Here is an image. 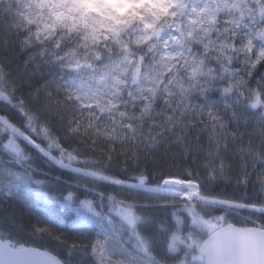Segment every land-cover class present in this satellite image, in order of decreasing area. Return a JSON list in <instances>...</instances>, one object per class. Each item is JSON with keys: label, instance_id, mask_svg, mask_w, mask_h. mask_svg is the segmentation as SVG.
<instances>
[{"label": "snow or ice", "instance_id": "6c2138e0", "mask_svg": "<svg viewBox=\"0 0 264 264\" xmlns=\"http://www.w3.org/2000/svg\"><path fill=\"white\" fill-rule=\"evenodd\" d=\"M251 2L221 17L230 0H205L185 21L189 0H38L21 43L67 75L25 92L0 64V203L34 193L79 216L69 232L30 226L64 259L0 239V264H264V0ZM57 165L62 189L46 179Z\"/></svg>", "mask_w": 264, "mask_h": 264}, {"label": "trees", "instance_id": "16d2710c", "mask_svg": "<svg viewBox=\"0 0 264 264\" xmlns=\"http://www.w3.org/2000/svg\"><path fill=\"white\" fill-rule=\"evenodd\" d=\"M85 3L97 4L103 3L108 5H117L122 8L123 11H128L133 3L136 4H151L155 0H83ZM232 0H230L229 6H223V11L219 13L221 17H227L232 15H239L238 8L231 6ZM38 0H0V64L6 66L7 71L10 73V78L15 80L18 85H23V91L27 92L30 89L28 84L33 85L43 84L45 80H58L61 75L66 77L67 70L61 71L54 65L41 64L37 69L36 62L28 61L29 52L33 49H24L21 41L27 34L28 29L35 30L34 24H29L30 20H34L41 9L37 7ZM197 8L204 7L205 0H189V7L185 13V21L190 18H195L196 13L192 11V5ZM215 6V2L213 4ZM240 7H253L251 0H248L247 5H240ZM46 13L48 9H43ZM259 19L258 13H253ZM250 22V21H249ZM248 28H243L244 32H247ZM215 38L218 33H212ZM28 61L27 64L25 62ZM264 71V70H262ZM128 99L127 96L124 97ZM159 104L158 107H162ZM130 111L139 112V102L135 108L130 106ZM48 119L55 122V115L48 116ZM159 119V117H157ZM151 122H149V126ZM23 130V129H21ZM242 132L243 128L240 129ZM251 129H249L250 131ZM247 139V137H245ZM202 142L207 146L206 138H202ZM258 143V141H257ZM8 160L10 166H15L14 170L17 172H23V167L16 161L10 160L8 157H4ZM238 163V161H237ZM251 171V169H250ZM65 172V173H62ZM68 172L66 169H60L56 166L46 178L55 181L57 183H68ZM42 178V177H40ZM256 186L255 175L250 177L249 189L254 190ZM235 181H220L215 190L222 193H232L235 189ZM26 191V190H25ZM75 191V189H73ZM86 190L81 188L77 193L80 198H86L83 194ZM88 199H93V196H88ZM144 203L145 201H140ZM87 211V209H85ZM158 216H162L165 219L167 226L176 224V218L171 217L169 219L167 210L160 208L156 210ZM39 218L41 220L50 219L53 222L54 227H58L61 231L69 232L73 230V220L78 219L76 210L68 207H63L61 203H52L46 201L44 198H35V194H27L25 196L17 197L13 200H9L5 203H0V237L10 242L13 246H37L58 255L61 259H64V255L61 250H54L53 246L47 241L36 240L30 234V226L35 220ZM183 222L184 216L180 217ZM229 222L237 221L230 219ZM240 225V224H239ZM206 236H204L205 238ZM129 245L134 246V241L129 240ZM158 248L162 245V241L158 239ZM175 255V253H170Z\"/></svg>", "mask_w": 264, "mask_h": 264}, {"label": "rangeland", "instance_id": "374dc122", "mask_svg": "<svg viewBox=\"0 0 264 264\" xmlns=\"http://www.w3.org/2000/svg\"><path fill=\"white\" fill-rule=\"evenodd\" d=\"M58 166V165H57ZM59 167V166H58ZM67 171H70V170H68V169H66ZM44 177H42L41 179H43ZM34 179H35V177H34ZM47 179V181L49 182V186L50 187H54V188H56V189H62L67 183L66 182H62V183H57V182H55V181H52V180H49L48 178H46ZM84 189V188H83ZM37 190L38 191H44V192H48V189L47 188H44V189H40L39 187H37ZM86 190V189H85ZM50 195L52 194V193H49ZM65 195H67V193H65ZM85 198H80V200H84ZM88 199V198H87ZM90 199V198H89ZM91 200V199H90ZM61 205L63 206V207H68V208H72V209H74V210H76V213H77V215L79 216V213H78V207L79 206H77V205H75V204H73L71 201H69L67 204H62L61 203ZM83 211H86L85 209H83Z\"/></svg>", "mask_w": 264, "mask_h": 264}, {"label": "water", "instance_id": "95a60500", "mask_svg": "<svg viewBox=\"0 0 264 264\" xmlns=\"http://www.w3.org/2000/svg\"><path fill=\"white\" fill-rule=\"evenodd\" d=\"M230 223H234V222H230ZM234 224H236V223H234ZM237 226L240 227V226H243V225H239V224H237ZM0 239H2V238L0 237ZM204 239H207V236H206ZM4 241H5V240H4ZM5 242H7V241H5ZM11 245H12V244H11ZM12 246H13V245H12ZM13 247H15V248H21V247H23V248H26V249H38L39 252H48V253H50L53 257H56V258H58V259H61V258H60L58 255H56L55 253L51 252L50 250H47V249L41 248V247H37V246H29V245H27V246H20V247L13 246Z\"/></svg>", "mask_w": 264, "mask_h": 264}]
</instances>
